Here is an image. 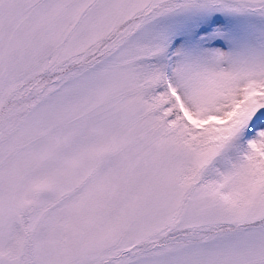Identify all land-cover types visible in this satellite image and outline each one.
I'll return each mask as SVG.
<instances>
[{
	"label": "snow or ice",
	"instance_id": "6c2138e0",
	"mask_svg": "<svg viewBox=\"0 0 264 264\" xmlns=\"http://www.w3.org/2000/svg\"><path fill=\"white\" fill-rule=\"evenodd\" d=\"M0 264H264V0H0Z\"/></svg>",
	"mask_w": 264,
	"mask_h": 264
}]
</instances>
